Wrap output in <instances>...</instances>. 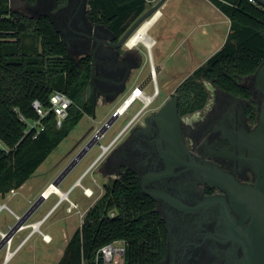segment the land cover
I'll list each match as a JSON object with an SVG mask.
<instances>
[{
	"label": "trees",
	"instance_id": "1",
	"mask_svg": "<svg viewBox=\"0 0 264 264\" xmlns=\"http://www.w3.org/2000/svg\"><path fill=\"white\" fill-rule=\"evenodd\" d=\"M153 1L88 0V15L121 35ZM211 1L229 18L230 29L223 46L178 85L175 94L183 114L205 106L209 95L205 81L251 99L244 79L264 61V8L249 0ZM26 36L33 38L30 48L24 44ZM91 74L90 58L78 59L69 52L47 14L25 15L10 0H0V196L23 186L84 115H94ZM54 91L74 101L68 117L57 126L56 114L50 111L43 119L44 131L37 138L26 135L28 124L20 116L37 120L33 102L39 100L49 108ZM133 174L127 170L106 186L57 264H94L99 249L118 239L127 242L126 264H162V221L154 200L142 192ZM111 211L115 216H108Z\"/></svg>",
	"mask_w": 264,
	"mask_h": 264
},
{
	"label": "flooded vegetation",
	"instance_id": "2",
	"mask_svg": "<svg viewBox=\"0 0 264 264\" xmlns=\"http://www.w3.org/2000/svg\"><path fill=\"white\" fill-rule=\"evenodd\" d=\"M68 2L37 0L33 6L53 14L72 55L90 58L95 111L100 103H113L128 91L143 57L125 42L121 44L126 31L117 35L104 24L90 20L87 0H75L74 8L73 0ZM244 83L251 99L205 81L209 93L205 106L188 114L180 112L175 93L157 107L155 97L141 111L142 106L139 108L132 123L99 159L97 168L108 183L131 170L142 192L154 200L165 233L162 264L245 263V250L234 239L232 218H239V207L234 205L233 191L235 186H242L249 197L256 195L254 189L261 177L253 168L259 160L253 133L264 93L254 77H246ZM173 97L180 117L178 132L155 118ZM209 167L219 168L235 181L222 182L206 171ZM76 182L72 190L78 186Z\"/></svg>",
	"mask_w": 264,
	"mask_h": 264
},
{
	"label": "rangeland",
	"instance_id": "3",
	"mask_svg": "<svg viewBox=\"0 0 264 264\" xmlns=\"http://www.w3.org/2000/svg\"><path fill=\"white\" fill-rule=\"evenodd\" d=\"M158 1L159 0L151 2L146 11L151 9ZM11 4L16 10L21 11L25 15L37 16L39 14H46L45 11H41L38 6L30 5L24 0H12ZM159 10L162 11V7H160ZM159 19L161 20H159L158 24L150 30V35L154 39L151 52L152 58L144 44L139 43L134 47L128 46L129 48L139 51L143 57L142 65L140 69L136 70L128 91L113 103H100L93 116L88 114L84 115L69 136L65 138L39 166L34 175L21 187V189L18 190L16 194L8 192L6 195H10L4 200L0 199V204L6 202L17 214L24 215L35 202L39 200L47 187L61 174L66 166L69 165L78 152L82 151L83 147L94 137L96 132L112 117L126 98L132 94L134 89L141 83L143 84L146 82L147 85L144 86L145 91L152 95L155 92L157 84L159 91L156 95L157 103L155 107L160 106L170 95L175 93L178 85H180L185 78L192 74L199 66L203 65L219 50L217 49L218 45H215L214 42L218 41V44H221L225 36L219 34L217 39H213V36L206 35L200 41L198 40L202 45H199L197 41L198 48L194 49L193 47V50L192 46L190 47L191 43L187 39L189 31H191L189 27L196 25L194 19L191 18L190 21L189 18L190 23L185 24L181 23L179 20L175 21V23L170 26V32L165 33V36H159V32L164 27L167 28L169 26L170 19L168 16H166V18L161 16ZM136 20L131 22L130 26ZM178 29L181 32H179ZM201 30L206 31V33L208 32V34L209 32L211 33L210 27L204 28L203 26ZM193 36L194 40L199 37L196 33H194ZM32 40V37L26 36L24 37V44L30 48ZM153 64L160 67L157 80L155 81L149 78ZM142 105V102L138 100L127 113L118 116L113 124L104 132L105 135L100 139V143L105 145L108 144L132 119ZM101 152L102 148L99 143L94 145L83 159L73 167L60 185V189L63 192H67L70 187L81 178V182L86 186L92 187L94 193L88 196L84 193L80 185L76 186L69 192L68 197L79 204V207L74 208L71 212L68 211V206L70 205L68 198L62 200L54 207L61 199L56 192L43 200L34 210L30 219L24 222V225L45 217V223L41 228L45 233L52 236V242L48 243L43 241L42 236L37 232L36 236L27 240L21 248V252L17 254L10 264H16L18 261H22L21 257L27 255L25 253H27L28 247L34 242H36L37 245V258L36 260H33V257L32 260H24L25 263L56 264L58 262L66 247L68 237L71 236L75 228L83 224L86 212L104 195L105 185L110 184V182L108 183L107 177L100 173V168H97L100 163L98 157L101 155ZM8 211V209H5L0 214V227L3 219H6L7 228H11L18 222V218L14 217ZM31 229V227H27L15 234L13 249L17 247L27 233H30ZM9 230L5 231V233ZM1 240L2 235L0 234V241ZM5 251L6 248L0 252V264L4 261Z\"/></svg>",
	"mask_w": 264,
	"mask_h": 264
},
{
	"label": "water",
	"instance_id": "4",
	"mask_svg": "<svg viewBox=\"0 0 264 264\" xmlns=\"http://www.w3.org/2000/svg\"><path fill=\"white\" fill-rule=\"evenodd\" d=\"M165 1L166 0H159L153 7H151V9L143 13L128 28L122 38L121 44L125 42L127 45L131 36L141 27V25H143V23L147 19L151 18L154 13L160 9ZM257 1L260 4L264 5V0ZM69 4L70 0L68 2V5ZM47 15L52 19L57 31L61 33V29L57 27L53 19V14ZM66 45L69 48V44L67 42ZM248 77H254L257 85L264 93V61L258 67L256 72L249 75ZM141 88L144 89V86H142ZM155 118L159 122H161L162 125L170 127L172 131L178 132L176 128L180 127L178 125V122L180 123V117L177 114V99L173 97L168 100L163 105L161 110L156 114ZM258 118V126L253 133V144L255 146L254 152L256 153V155L258 153L259 160H254L255 164L254 166L252 165L254 170L258 174H260L261 177L258 186L254 189V193L256 195L249 197V194H247L246 190L242 186H235L234 189H236V191H233V196L236 199L234 205H238L239 207V209L237 210L239 218H232L234 239L239 244H241L243 249L245 250L246 258L244 264H264V101L261 104ZM108 121H106V123ZM106 123L103 126H105ZM178 129L180 130V128ZM181 141L183 140L181 139ZM100 157L98 159H100ZM206 171L211 172V174L214 176L216 175V177L218 179H221L224 183H226V179H229L231 181L230 184L235 181L230 175L223 172L219 168L209 167L208 169H206ZM79 181H81V178L79 179ZM222 182L220 183L224 185L223 187H226V185Z\"/></svg>",
	"mask_w": 264,
	"mask_h": 264
},
{
	"label": "built area",
	"instance_id": "5",
	"mask_svg": "<svg viewBox=\"0 0 264 264\" xmlns=\"http://www.w3.org/2000/svg\"><path fill=\"white\" fill-rule=\"evenodd\" d=\"M249 1L252 2L253 4H256L257 6H259L261 8H264V5L260 4L257 0H249ZM11 2H12V0H10V3ZM138 87H140V86H138ZM143 90L145 91V89H143ZM158 91H159V87L156 84L155 92H154V94H152V96H156L158 94ZM145 93L147 95H150L146 91H145ZM138 100L144 102V105H142V107H141V109L139 111H141L143 108H145L148 105L147 103H145V100H143L141 97L138 96L131 103V105L121 115H124L125 113H127L130 110V108L135 104V102L138 101ZM50 103H51V106L49 108H45L41 101L35 100L33 102V106L37 110V113L40 116L37 120L29 121L24 116H20L21 119L24 120V121H26L27 124H28V127L25 130L26 135H31L33 138H37L39 136V134L42 131H44V129H45V124H44L43 119L48 115V113L50 111H54L55 112L57 126H61L63 124V121L68 117V115H69V109L72 106V104L74 103V101L67 94H65V93H63L61 91H54L52 93L51 97H50ZM136 116H137V114L124 126V128L108 144H106V145L105 144H102V143H100V140L97 142V144L99 143V145L102 148V152H101L102 155L111 146H113V144L117 141V139L120 137V135L123 133V131L132 123V121L135 119ZM104 135L102 137H104ZM76 183H77V185L80 184L84 188L85 193L88 196H91L93 194V193L89 194L87 192V187H85L81 183V181L78 180ZM72 188L73 187H71L70 189H72ZM71 191L72 190L67 191L66 193H69ZM9 193L16 194L17 193V189L16 188H13V189L10 190ZM68 200L70 201V206L68 207V211L69 212H71L74 208L79 207V205L75 201H72L70 199V197H68ZM61 201H62V199H60V201L55 206H57ZM2 209H9V207H8V205L6 203H1L0 204V210H2ZM115 214H116L115 211H111V212H109L108 216L109 217H113V216H115ZM21 216L20 215H16V217L18 218V220L20 219ZM29 219H27L25 222H27ZM44 220H45V217H43V218H41V219H39L37 221H34L32 223H29L27 225H24L22 228H20L18 230V231H20V230L25 229L27 227H31L32 228L31 233L28 236L24 237L19 242V244L17 245L16 248L13 249V240H14V236L15 235L12 237V240L10 241V243L8 245L5 244L2 247L1 251H3V249L6 248V251H5V260H8L12 256H14L24 246V244L27 242V240L30 238V236L34 232H38L42 236V238H43V240L45 242H48V243L52 242V236H50L49 234L45 233L41 229V225H42V223H43ZM35 223L40 224V226L38 228H36L35 227ZM13 227H14V225L10 228V230ZM8 232H6V233L5 232H1L2 238ZM126 255H127V242L124 239H118V240H115V241H112V242H109V243L105 244L104 246H102L99 249V251L97 252V254L95 256L94 264H126Z\"/></svg>",
	"mask_w": 264,
	"mask_h": 264
},
{
	"label": "crops",
	"instance_id": "6",
	"mask_svg": "<svg viewBox=\"0 0 264 264\" xmlns=\"http://www.w3.org/2000/svg\"><path fill=\"white\" fill-rule=\"evenodd\" d=\"M74 1L75 0H73V5H72L73 8L75 7L74 6V4H75ZM154 1H157V0H154ZM161 7H162V11L160 10L161 11V16L164 17V18H166V16H168L169 19H170V24H169V26L167 28L164 27L163 29L160 30L159 36H165V33L170 32V26H171V24H174L175 21L179 20L181 23L185 24V23H190L191 18H192V19H194L196 25L189 27L191 29V31H189V33H188L189 35H188V39H187L191 43L190 47L192 46V49H193V47H194V49L198 48L197 41L198 40L200 41L206 35L213 36L212 37L213 39H217V36L219 34L225 35L221 44L220 43L218 44V41H215V42L213 41L215 43V45H218L217 49H220L223 46V44L225 43L227 35H228V32H229V29H230V23H229L230 20L218 7H216L213 4V2L211 0H166L165 3ZM88 8L90 9L89 3H88ZM189 18H190V21H189ZM159 20H161V19H158L157 22L153 25V27L156 24H158ZM203 26H204V28L205 27H210L211 28V33L209 32V34H208V32L206 33V31H202L201 28ZM152 28L150 30H152ZM178 31H179V29H178ZM179 32H181V31H179ZM194 33L199 35V37L196 40H194V36H193ZM198 44L202 45V44H200V42ZM21 187L17 188V191L20 190ZM71 187H73V186H71ZM9 195L10 194H8L6 196H0V199L4 200ZM3 203H6V202H3ZM8 207H9V205H8ZM54 207H56V206H54ZM10 209H11V211L8 209L9 210L8 212L10 214H12L14 217H16V215H22V214H17L12 208H10ZM4 210L5 209L0 210V214ZM34 221H37V219L34 220ZM44 223H45V220L43 221L42 225ZM7 227H8V225H7L6 219H3L1 221L0 234H1V232H5V231L9 230L10 227L9 228H7ZM5 228H7V229H5ZM77 229H78V227L75 228L72 231L73 233L71 234V236L74 234V232ZM31 230H30V233H31ZM30 233H27L24 237L28 236ZM36 235H37V232H34L30 236V238H33ZM71 236L68 237V239L66 241V246H67ZM21 250L22 249H20L14 256H12L8 260H5V255H4V258H3L4 261L2 262V264H10L12 262V260L17 256V254L19 252H21ZM64 250H63V253H62L61 257L64 254ZM25 254H27V255H25ZM25 254H24L25 255L24 257H21L22 261H18V263H16V264H23V263L27 264V263L24 262V260H26V261L32 260V257H33V260H36V258H37V245H36V242H34L33 244H31L28 247L27 253H25ZM61 257H60V259H61Z\"/></svg>",
	"mask_w": 264,
	"mask_h": 264
},
{
	"label": "bare ground",
	"instance_id": "7",
	"mask_svg": "<svg viewBox=\"0 0 264 264\" xmlns=\"http://www.w3.org/2000/svg\"><path fill=\"white\" fill-rule=\"evenodd\" d=\"M161 17V11L158 10L154 13V15L147 19L143 25L131 36V38L128 41L127 46L134 47L138 45L139 43H142L147 48V51L150 53V56L152 58V47L154 45V39L150 35V29L153 27V25L157 22V20ZM160 71V67L153 64L152 70L150 73V79L157 80L158 73ZM157 82V81H156ZM141 97L143 100H145V103L149 104L156 96L147 95L145 91L141 87H137L132 94L126 98V100L123 102V104L118 108V110L112 115L110 120L106 123L105 126H102L94 135L92 139L87 143L85 147H83L82 151L78 152V154L73 158V160L69 163L68 166L61 172V174L47 187V189L43 192L42 196L39 198L37 202L30 208L29 211H27L24 215L20 217L16 225L2 238L0 241V249L5 244H9L12 240V237L15 235V233L23 227L24 222L29 219L34 212V210L37 208V206L45 199H47L52 193L56 192L59 194L62 200L67 199L69 196V193L63 192L60 189V185L62 181L65 179V177L69 174V172L73 169V167L81 160L83 157L88 153V151L97 144V142L100 140V138L104 135V132L109 128V126L120 116L130 105L131 103L137 98ZM80 185V184H79ZM81 186V185H80ZM87 192L89 194L92 193V189L87 187ZM40 224L35 223V227L38 228Z\"/></svg>",
	"mask_w": 264,
	"mask_h": 264
}]
</instances>
